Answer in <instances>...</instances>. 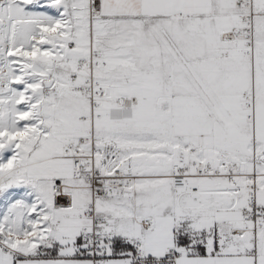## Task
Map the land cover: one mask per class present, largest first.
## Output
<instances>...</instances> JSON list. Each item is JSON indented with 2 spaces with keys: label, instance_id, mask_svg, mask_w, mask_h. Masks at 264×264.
I'll use <instances>...</instances> for the list:
<instances>
[{
  "label": "snow or ice",
  "instance_id": "snow-or-ice-1",
  "mask_svg": "<svg viewBox=\"0 0 264 264\" xmlns=\"http://www.w3.org/2000/svg\"><path fill=\"white\" fill-rule=\"evenodd\" d=\"M0 264H264V0H0Z\"/></svg>",
  "mask_w": 264,
  "mask_h": 264
}]
</instances>
